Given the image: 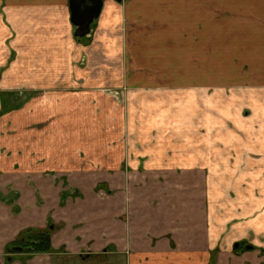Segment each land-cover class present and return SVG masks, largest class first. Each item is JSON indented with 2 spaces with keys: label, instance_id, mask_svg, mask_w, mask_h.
I'll return each mask as SVG.
<instances>
[{
  "label": "crops",
  "instance_id": "1",
  "mask_svg": "<svg viewBox=\"0 0 264 264\" xmlns=\"http://www.w3.org/2000/svg\"><path fill=\"white\" fill-rule=\"evenodd\" d=\"M69 14L0 0V264H264V0Z\"/></svg>",
  "mask_w": 264,
  "mask_h": 264
},
{
  "label": "water",
  "instance_id": "2",
  "mask_svg": "<svg viewBox=\"0 0 264 264\" xmlns=\"http://www.w3.org/2000/svg\"><path fill=\"white\" fill-rule=\"evenodd\" d=\"M68 2L69 21L74 27L73 34L81 39L89 35L92 22L100 15L103 0H68Z\"/></svg>",
  "mask_w": 264,
  "mask_h": 264
},
{
  "label": "trees",
  "instance_id": "3",
  "mask_svg": "<svg viewBox=\"0 0 264 264\" xmlns=\"http://www.w3.org/2000/svg\"><path fill=\"white\" fill-rule=\"evenodd\" d=\"M13 246L23 247L30 252H50L49 231L34 228L22 230L16 239L10 243L9 251L12 250Z\"/></svg>",
  "mask_w": 264,
  "mask_h": 264
},
{
  "label": "rangeland",
  "instance_id": "4",
  "mask_svg": "<svg viewBox=\"0 0 264 264\" xmlns=\"http://www.w3.org/2000/svg\"><path fill=\"white\" fill-rule=\"evenodd\" d=\"M96 24V20L92 22L91 27H93ZM25 91V90H24ZM15 94L17 95H23V90L19 89L18 91H15ZM9 97H7V103L8 106L11 104V102L8 100ZM248 244L241 245L240 249L234 251L232 250V253L237 252H243L238 254H251L252 256L254 254H257L258 251L262 252L261 250H253L247 248ZM264 256V253L262 254V257ZM260 261V260H257ZM57 264H124L123 262L119 261L117 262L113 258L109 257L108 259H98V258H88V259H60L58 260ZM253 264H259V262H254Z\"/></svg>",
  "mask_w": 264,
  "mask_h": 264
},
{
  "label": "flooded vegetation",
  "instance_id": "5",
  "mask_svg": "<svg viewBox=\"0 0 264 264\" xmlns=\"http://www.w3.org/2000/svg\"><path fill=\"white\" fill-rule=\"evenodd\" d=\"M41 230H47V229H41ZM47 231H49V230H47ZM49 234H50V232H49ZM16 239V238H15ZM14 239V240H15ZM13 240V241H14ZM12 241V242H13ZM235 244H237L236 246H235ZM243 244H245V242H243V241H240V242H235L234 244H233V249H234V251H236V250H238V249H240V247H241V245H243ZM9 245H10V243L6 246V249H8V247H9ZM251 246V245H250ZM12 251H16V250H23V251H29V250H25L23 247H19V246H13L12 248ZM9 250V249H8ZM52 251V250H51ZM41 253V252H40Z\"/></svg>",
  "mask_w": 264,
  "mask_h": 264
}]
</instances>
